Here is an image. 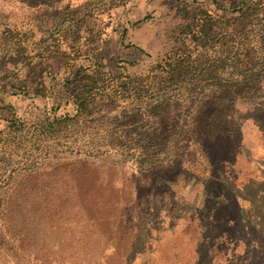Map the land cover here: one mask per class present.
Returning <instances> with one entry per match:
<instances>
[{
	"label": "rangeland",
	"instance_id": "rangeland-1",
	"mask_svg": "<svg viewBox=\"0 0 264 264\" xmlns=\"http://www.w3.org/2000/svg\"><path fill=\"white\" fill-rule=\"evenodd\" d=\"M24 8L0 3V264H243L229 199L264 190V0Z\"/></svg>",
	"mask_w": 264,
	"mask_h": 264
},
{
	"label": "trees",
	"instance_id": "trees-1",
	"mask_svg": "<svg viewBox=\"0 0 264 264\" xmlns=\"http://www.w3.org/2000/svg\"><path fill=\"white\" fill-rule=\"evenodd\" d=\"M43 1H45L46 5H49L56 2L59 3L62 0H0V3H3L4 5H15L19 3L26 9H29L31 7L40 6L43 4ZM241 3L242 2H240V4ZM251 4L253 5L255 3ZM202 27L211 29L213 28V23L205 22L200 28ZM204 28H202V30ZM168 66L170 67L171 74H174L175 72L177 75L184 73L187 67L180 61H176L173 65L169 64ZM92 89V85L87 89V85L85 84L79 85V89H76V95L74 96V110L76 115L80 116L81 113L87 112L88 109H90V106L96 105V99L95 96H93L94 94H92ZM49 120L50 119L47 118L44 121L45 129L47 126L51 127L52 122L56 124H63L70 121L71 117L66 113L59 117H53L52 121ZM232 127L231 137L233 138L235 136L234 139L239 138V125L235 122V120L232 122ZM233 148L234 146H231V154H233ZM209 161L211 162V160ZM169 185L171 186V183H169ZM229 201H231V227L233 229V231H231V241L234 242V245L243 242L245 246L244 256L240 258L234 257V260L243 261V264H264V190L256 194H252L250 198H247V201L251 204L247 214L244 210H242L240 204L234 200V198L229 199ZM221 204L222 202L220 201L212 203V206L215 205V210L217 211L214 213H212V211H208L210 214L208 213L207 216H211L215 222H222L226 219L225 217H222L223 212H220V210H222V206L217 208ZM216 216L218 217L216 218ZM248 219L249 221H247Z\"/></svg>",
	"mask_w": 264,
	"mask_h": 264
}]
</instances>
